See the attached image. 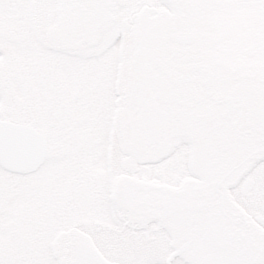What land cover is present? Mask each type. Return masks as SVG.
Masks as SVG:
<instances>
[{
    "label": "flooded vegetation",
    "instance_id": "af4514ba",
    "mask_svg": "<svg viewBox=\"0 0 264 264\" xmlns=\"http://www.w3.org/2000/svg\"><path fill=\"white\" fill-rule=\"evenodd\" d=\"M205 14L169 0L142 6L126 0L49 2L35 6L21 25L0 29L2 51L23 40L74 54L77 67L75 77L66 78L61 71L66 55L60 63L46 57L35 64L31 89L24 84L21 91L18 61L8 56L5 65L14 63L11 75L0 63V111L8 103L11 110L8 116L1 112L0 119L33 127L46 141L44 161L35 170L0 169V258L20 264L21 257L51 249L49 227L37 229L44 233L37 249L36 234L26 226L32 219L22 223L19 202L13 198L9 208L4 177L15 176L19 193L24 189L19 176L37 171L51 148L65 151L73 161L95 162L99 146L106 143L109 150L121 145L118 156L125 166L112 199L122 216L77 218L69 264H168L169 256L185 247L171 260L174 264L192 240L185 235L179 246L166 251L165 220L205 206L216 213L217 233L208 235L207 245L219 246V257L257 243L264 231V135L257 123L256 84L243 73H224L235 96H216L208 103L221 108L225 118L202 108V69L224 72L198 55L205 43L198 36L199 17ZM58 37L62 40L55 41ZM116 71L123 75L122 83ZM117 83L124 85L117 88ZM117 114H122L121 121ZM85 146L96 151L89 158H84ZM198 154L208 166L204 186L197 184L202 171ZM139 163L143 175L134 179L133 167ZM69 236L61 241L67 243Z\"/></svg>",
    "mask_w": 264,
    "mask_h": 264
},
{
    "label": "rangeland",
    "instance_id": "374dc122",
    "mask_svg": "<svg viewBox=\"0 0 264 264\" xmlns=\"http://www.w3.org/2000/svg\"><path fill=\"white\" fill-rule=\"evenodd\" d=\"M56 40L61 41L62 39L58 37ZM63 53L66 52H62V49H43V47H36L21 40L15 46H6L3 51L0 50V63H4L5 73L8 71L11 75L14 63L10 62L5 65V62L8 56L10 58L14 56L15 61H18V70L20 71L19 89L23 91V88L26 89V87H23L24 84L31 89L29 82L34 77L36 63L47 61L45 60L46 57L54 58L58 60L57 63H60L63 56L66 55ZM73 55H66L65 60H63L61 71L66 78H74L77 73L76 59ZM53 62L55 60L48 61L50 64ZM72 64H75V66ZM46 69L48 71L52 70L48 67ZM116 75L117 81L122 83L123 75L121 72L116 71ZM6 84L12 89V81L8 80ZM123 85L124 83H117L116 87L121 88ZM7 107H10V103L5 106L6 111L1 109L0 113H5L7 116L11 115V110L7 111ZM197 110L202 111L203 109L198 108ZM115 118L121 121L122 114H117ZM107 135L104 134V136ZM105 142H107V139ZM120 146L114 144L112 150H109L107 143L101 144L99 146L101 154L97 157L98 161L95 162L81 159L73 161L68 158L65 151L53 147L46 162L37 171L19 176V184L24 187L19 193L14 189L15 176L8 175L4 177V184L8 185L6 193L10 196L9 208H12L11 201L13 198V201L17 200L19 202V214L22 223L27 221V217L32 219L30 224L26 226L36 234L37 249L44 242V233L37 229L39 227L42 229L46 226L49 227L47 237L51 247L50 252L41 254L37 250L35 256L21 257L20 264H69L73 258V247L72 243L69 244V240L76 232L73 222L77 218L122 216L118 210V205L112 199L115 182L124 171V162L122 164L118 156ZM94 152L96 151L93 150V146H90L89 149L85 146L84 158H89ZM109 157L110 161H107ZM140 159H144V156ZM140 159L137 161L142 162ZM204 162L198 154L197 168H202V171H199L201 181L198 180L197 184L203 186L208 184L206 182V179H208V166ZM133 169L135 170L132 173L133 178L141 179L143 175L141 173L143 170L141 163L136 167L134 166ZM105 174L106 177L104 178ZM103 178L106 181H102ZM16 195H19V197H16ZM136 212L139 213V211ZM169 217L165 220L169 228L165 230L164 237L166 251L179 246L183 242L181 238L185 235H188L192 240L189 249L177 256L174 264H187V262L188 264H194L193 260L206 262L222 259L219 257L221 249L219 246L207 245L208 235L211 234L213 237L217 233V230H214L217 225L215 222L217 219L216 213L211 212L208 206L192 209L184 214L180 211L179 215L174 214ZM4 218L6 219V217ZM179 224L182 225L179 226ZM68 234L71 236L67 238V243L62 242L64 235Z\"/></svg>",
    "mask_w": 264,
    "mask_h": 264
},
{
    "label": "snow or ice",
    "instance_id": "6c2138e0",
    "mask_svg": "<svg viewBox=\"0 0 264 264\" xmlns=\"http://www.w3.org/2000/svg\"><path fill=\"white\" fill-rule=\"evenodd\" d=\"M86 3L89 0H0V29L5 25H21L27 21L31 10L42 3ZM120 2V0H117ZM131 5L142 6L151 0H126ZM194 13H206L199 17L202 25L198 36L205 42L198 50L218 66L223 73L205 66L199 89L203 100L201 106L217 119L225 118L221 108L208 102L216 96H235L225 81L224 73H243L256 84L255 99L258 109L260 134L264 135V0H169ZM39 142L29 133L6 130L0 124V169L13 152L22 154L35 151ZM0 264H9L0 258ZM206 264H264V231L257 236V243L248 250L237 251L230 256L208 261Z\"/></svg>",
    "mask_w": 264,
    "mask_h": 264
},
{
    "label": "water",
    "instance_id": "95a60500",
    "mask_svg": "<svg viewBox=\"0 0 264 264\" xmlns=\"http://www.w3.org/2000/svg\"><path fill=\"white\" fill-rule=\"evenodd\" d=\"M0 124H3L6 130H11L15 132L21 130L29 133L33 138L39 142V148L35 151H26L22 154H17L13 152L11 159H6L4 168L17 171V172H30L38 168V166L44 161L46 141L43 135L33 127L16 124L8 120H1ZM185 247H180L178 250L174 251L168 258V264L176 254H179ZM78 256H76V260ZM75 262V261H74Z\"/></svg>",
    "mask_w": 264,
    "mask_h": 264
}]
</instances>
